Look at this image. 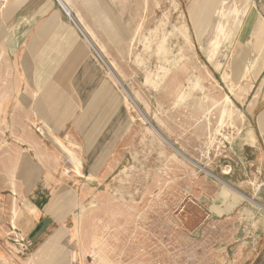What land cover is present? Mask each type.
Segmentation results:
<instances>
[{
	"label": "rangeland",
	"instance_id": "rangeland-1",
	"mask_svg": "<svg viewBox=\"0 0 264 264\" xmlns=\"http://www.w3.org/2000/svg\"><path fill=\"white\" fill-rule=\"evenodd\" d=\"M195 2L62 0L101 56L85 42L103 82L123 103L110 138L103 131L101 139L79 140L87 148L96 142L103 154L69 149L81 168L40 125L19 124V77L0 58L1 176L10 178L7 162L33 134L39 156L70 183L72 264H235L240 229L258 208L224 177L238 170L253 190L264 181V134L254 105L260 75L249 72L260 63L248 46L215 40L212 27L220 34L222 19L211 20L213 11ZM14 130H26L25 138H14ZM232 193L242 197L234 206ZM7 242L0 264H32L31 246L22 258Z\"/></svg>",
	"mask_w": 264,
	"mask_h": 264
},
{
	"label": "crops",
	"instance_id": "crops-1",
	"mask_svg": "<svg viewBox=\"0 0 264 264\" xmlns=\"http://www.w3.org/2000/svg\"><path fill=\"white\" fill-rule=\"evenodd\" d=\"M1 1L0 58L8 60L19 77L15 86L19 104L15 107L19 106L21 112H14L15 116L20 113L19 124L37 123L43 137L51 138L53 143L58 138L65 148L75 153L103 154L102 149L95 150L96 142L87 148L78 146L79 140L101 139L103 131H106L103 137L110 138L107 131L116 121L123 103L117 92L103 82L102 71L85 41L56 0ZM204 1L206 6L202 0H196V8L213 11V21L222 19L220 34L212 27L214 39L220 35L228 40V47L248 46L255 63L259 60V66L255 65L249 72L260 75L259 94L254 100L255 108L260 111L255 121L261 123L264 134V0ZM58 2L63 4L62 0ZM24 132L14 130L12 135L25 138ZM29 137L31 141L25 143L28 146L19 149L7 162L10 178H2L0 172V247L9 246L6 230L12 222L31 244L32 264H72L71 230L67 226L73 197L66 190L69 180L62 178L56 165L39 156L33 134ZM69 143H75L76 148ZM46 149V154H54L50 148ZM87 169L89 176H96L95 169ZM238 173V170L228 172L224 180L230 190L253 199L255 202L249 201L258 210L252 211L251 218L240 229L244 240L235 249L238 251L235 264H264V181L253 190L248 185L249 179H240ZM72 181V185L79 182ZM241 198L234 193L232 205ZM236 208L224 212L222 217L233 215Z\"/></svg>",
	"mask_w": 264,
	"mask_h": 264
},
{
	"label": "built area",
	"instance_id": "built-area-1",
	"mask_svg": "<svg viewBox=\"0 0 264 264\" xmlns=\"http://www.w3.org/2000/svg\"><path fill=\"white\" fill-rule=\"evenodd\" d=\"M57 3L59 4V6L62 8L63 12L65 13V15L68 17V19L71 21L72 25L74 26V28L77 30V32L83 37V39L85 40V42L90 46V48H92V50H94V52L96 53L97 57L100 59V61H102L101 56L95 51L94 47L91 45V43L88 41V39L86 38V36L83 34V32L81 31L79 25L77 24V22L72 18L71 14L67 13L66 10L64 9V7L62 6V4H60L58 2V0H56ZM7 240H10L11 242H13V246L15 249V253L17 255H19L20 257H25L28 255L29 253V249L31 244L24 239V237L22 235H20L18 233V231L16 230V228L14 226H10L9 227V233H7Z\"/></svg>",
	"mask_w": 264,
	"mask_h": 264
},
{
	"label": "bare ground",
	"instance_id": "bare-ground-1",
	"mask_svg": "<svg viewBox=\"0 0 264 264\" xmlns=\"http://www.w3.org/2000/svg\"><path fill=\"white\" fill-rule=\"evenodd\" d=\"M62 6H63V4H62ZM65 6V5H64ZM63 6V7H64ZM64 9L66 10V12L69 14L70 13V10L65 6L64 7ZM196 29V31H198V27L197 28H195ZM90 40V39H89ZM243 66V65H242ZM244 68V67H243ZM243 71H244V69H243ZM251 84V83H250ZM252 87V86H251ZM229 99V98H228ZM230 101V100H229ZM58 139V138H57ZM57 139H55L56 140V142L58 143V145H59V148L62 150V151H64L66 154H67V156L70 158V159H72L74 162H75V166L76 167H78V168H81V163H80V161L78 160V159H76L75 158V156H74V154L72 153V151H70L69 149H67V148H65ZM76 169V168H75Z\"/></svg>",
	"mask_w": 264,
	"mask_h": 264
}]
</instances>
